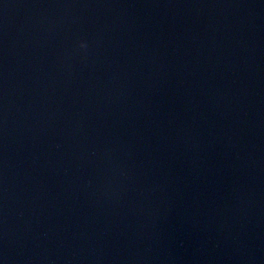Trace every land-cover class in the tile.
<instances>
[{"label": "water", "instance_id": "water-1", "mask_svg": "<svg viewBox=\"0 0 264 264\" xmlns=\"http://www.w3.org/2000/svg\"><path fill=\"white\" fill-rule=\"evenodd\" d=\"M0 264H264V0H0Z\"/></svg>", "mask_w": 264, "mask_h": 264}]
</instances>
